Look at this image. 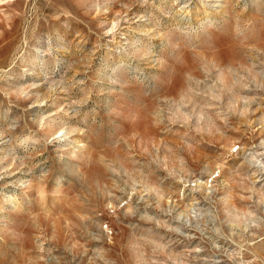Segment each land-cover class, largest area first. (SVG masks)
<instances>
[{"label": "rangeland", "instance_id": "rangeland-1", "mask_svg": "<svg viewBox=\"0 0 264 264\" xmlns=\"http://www.w3.org/2000/svg\"><path fill=\"white\" fill-rule=\"evenodd\" d=\"M0 264H264V0H0Z\"/></svg>", "mask_w": 264, "mask_h": 264}]
</instances>
